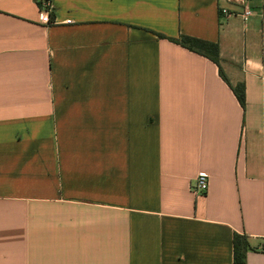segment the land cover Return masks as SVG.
<instances>
[{
  "label": "crops",
  "instance_id": "1",
  "mask_svg": "<svg viewBox=\"0 0 264 264\" xmlns=\"http://www.w3.org/2000/svg\"><path fill=\"white\" fill-rule=\"evenodd\" d=\"M235 234L264 264V0H0V264H237Z\"/></svg>",
  "mask_w": 264,
  "mask_h": 264
},
{
  "label": "trees",
  "instance_id": "2",
  "mask_svg": "<svg viewBox=\"0 0 264 264\" xmlns=\"http://www.w3.org/2000/svg\"><path fill=\"white\" fill-rule=\"evenodd\" d=\"M51 17H53V13L51 14ZM158 36L159 38H165V36L161 34H158ZM170 40L192 52H195L201 56L210 59L220 68V63H221L220 48L217 43H213L189 36H184V35L180 36L178 39H170ZM220 74L234 92L240 105L244 108L245 107L244 84L239 83L236 86H233L226 78L221 68H220ZM233 247H234L235 263L244 264L246 262L247 252L250 250V246L247 238L245 236L235 234L233 239Z\"/></svg>",
  "mask_w": 264,
  "mask_h": 264
},
{
  "label": "built area",
  "instance_id": "3",
  "mask_svg": "<svg viewBox=\"0 0 264 264\" xmlns=\"http://www.w3.org/2000/svg\"><path fill=\"white\" fill-rule=\"evenodd\" d=\"M40 10H39V22L46 26H50L53 24L51 14L53 13V8L49 1H41L40 2ZM221 14L224 16H228L230 13L226 8H221ZM252 11L250 9H245L242 16L246 20L248 17L252 15ZM68 23V22H67ZM209 188V177L205 174H200L196 177L194 184L191 189L193 193L198 195H204ZM264 252V246L261 249Z\"/></svg>",
  "mask_w": 264,
  "mask_h": 264
}]
</instances>
